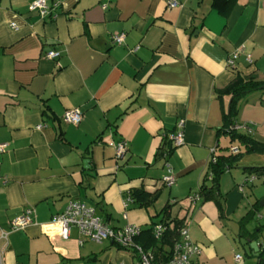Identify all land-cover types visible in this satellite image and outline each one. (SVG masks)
<instances>
[{"label": "crops", "instance_id": "crops-1", "mask_svg": "<svg viewBox=\"0 0 264 264\" xmlns=\"http://www.w3.org/2000/svg\"><path fill=\"white\" fill-rule=\"evenodd\" d=\"M33 1L0 0V229L32 211L31 225L9 234L3 264H136L109 241L79 246L75 229L63 240L51 219L71 201L112 229L148 228L167 206L201 251L191 264H233L231 233L264 200V178L242 168L264 166V155H243L220 177L221 215L214 202L188 198L212 156L243 152L220 132L230 101L216 92L235 74L264 81V1L235 0L225 17L212 0H176L175 8L168 0H45L59 5L54 20L30 13ZM117 35L121 45L112 43ZM48 51L59 57L45 59ZM66 110L81 113L77 126L61 122ZM180 121L183 144L157 158ZM236 123L264 143V94L239 101ZM119 141L127 146L121 161ZM167 166L170 188L161 184ZM134 189L157 198L148 208L124 207ZM254 215L264 221V206ZM261 230L242 241L251 258L238 255L235 264H257Z\"/></svg>", "mask_w": 264, "mask_h": 264}, {"label": "built area", "instance_id": "built-area-1", "mask_svg": "<svg viewBox=\"0 0 264 264\" xmlns=\"http://www.w3.org/2000/svg\"><path fill=\"white\" fill-rule=\"evenodd\" d=\"M264 1V0H262ZM168 7L175 8L178 6L176 0H168ZM59 5L57 3L48 4L45 0H35L29 5V12L35 13L42 20H54L56 18V11ZM12 30L16 27L14 24L10 25ZM123 35H117L112 38V43L114 45H121L123 42ZM59 57V53L55 51H48L45 53L44 58L47 60H55ZM237 54L234 53L231 59L228 60V67L232 68L234 66V60ZM61 122L71 126H77L81 122V113L78 110H66L61 116ZM43 126L40 125L37 129H41ZM237 130H244L250 132L249 127L237 126ZM171 147L176 148L183 144L184 142V132H183V122L180 121L177 124V131L173 135L168 137ZM7 145H0V154L3 153ZM116 149V159L123 160L126 152L127 146L124 141H119L115 145ZM229 152L232 155L239 153L237 148H231ZM164 158L167 154L164 153ZM215 156H212L210 163H215ZM211 179V176H208ZM175 183V177L172 174L171 169L167 166L166 173L161 179V184L167 188H170ZM189 201L195 203L199 199V195H192ZM131 204V199L129 198V193L126 195L124 200V207ZM125 219V215H123ZM32 223V211L26 209L23 213L14 218L9 222L8 230L0 229V264H3V256L8 249V236L12 232L24 230L26 227ZM51 223L59 229L60 237L63 240H68L70 232L72 229L77 231L79 235L78 245L82 246L85 242H91L95 244H100L103 242H112L120 249L125 251H132L136 257V264H158L155 261L154 256L149 250H144L141 246L133 243V238L139 234L140 228L134 227L132 225H126L121 229H112L102 220L96 217L95 209L89 207L83 203L71 201L65 210L51 219ZM165 231V226L163 224H157L153 227V235L155 240H159ZM171 259L166 264H191V259L195 256H199L201 251L197 245L192 243L190 240L188 230L182 227L179 230L178 239L174 243L171 251ZM235 261H240V256L234 257Z\"/></svg>", "mask_w": 264, "mask_h": 264}, {"label": "trees", "instance_id": "trees-1", "mask_svg": "<svg viewBox=\"0 0 264 264\" xmlns=\"http://www.w3.org/2000/svg\"><path fill=\"white\" fill-rule=\"evenodd\" d=\"M235 0H212V8L219 14L227 16ZM260 93L264 94V81H258L255 77H244L235 74L234 79L224 89L217 91L219 97L228 96L229 106L226 113L222 114L223 126L220 130L223 135L229 137L230 143H237L242 149V153L232 155L230 152L226 155L215 156V163L209 164V172L204 178V183L199 189V197L203 202H214L221 215L219 181L220 177L228 170L237 166L243 155L260 154L264 155V143H260L252 139L249 135L239 133L237 130L236 117L238 114V103L248 95ZM246 128L248 126H245ZM244 131V130H242ZM246 132V131H244ZM174 148L171 147L170 141L163 138L160 148L156 154L157 158L163 157L164 153L169 156ZM248 175H254L257 178H264V166L242 168ZM211 176V179H208ZM208 182V183H207ZM131 204L137 207L148 208L157 198V194H150L143 189H134L129 192ZM168 207L163 208L162 218L157 224H163L165 231L159 240L154 239L152 226L140 229L139 234L133 238V243L141 246L145 251L149 250L155 258L156 263L166 264L171 259V251L174 243L178 239L179 230L183 227V222L177 219L169 220L167 213ZM254 212L259 210L258 202L253 205ZM254 212H248L244 218L240 220L239 238L243 236L246 239H252L254 234L246 230V226L254 216ZM242 230V232H241ZM133 254L132 251H128ZM257 264H264V247H262L257 256Z\"/></svg>", "mask_w": 264, "mask_h": 264}, {"label": "rangeland", "instance_id": "rangeland-1", "mask_svg": "<svg viewBox=\"0 0 264 264\" xmlns=\"http://www.w3.org/2000/svg\"><path fill=\"white\" fill-rule=\"evenodd\" d=\"M235 144H237V143H235ZM248 226H250V228ZM259 226H262V230H261L262 232H261V234H264V221H261V220L257 219L256 216L254 215L253 218L250 220V223L246 226V230H247V232H249V231L251 232L252 231L251 233L254 234V232L259 228ZM251 227H252V229H251ZM239 231H240V229H239ZM241 232H242V230H241ZM231 234L234 235L232 237V239L234 238L235 245H236V250L234 251V253L240 255L242 258H244L246 260L244 254L247 253V249L246 250L244 249V247H243L244 244L242 243V241L243 242L245 241V238H243L244 235L239 238L238 237L239 234L237 236V229L234 231V233H231ZM262 236H264V235H262ZM239 239H240V242L242 243V245L239 244ZM262 241H264V238H262ZM247 258H251L249 256V254H248V257ZM232 263L235 264V263H238V262H236L235 259H234V262H232Z\"/></svg>", "mask_w": 264, "mask_h": 264}, {"label": "water", "instance_id": "water-1", "mask_svg": "<svg viewBox=\"0 0 264 264\" xmlns=\"http://www.w3.org/2000/svg\"><path fill=\"white\" fill-rule=\"evenodd\" d=\"M259 206H260V207L264 206V200H261V201H260Z\"/></svg>", "mask_w": 264, "mask_h": 264}]
</instances>
